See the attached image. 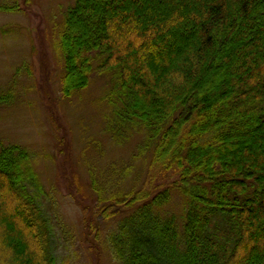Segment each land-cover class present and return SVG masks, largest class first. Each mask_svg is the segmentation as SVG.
<instances>
[{"label":"trees","instance_id":"trees-1","mask_svg":"<svg viewBox=\"0 0 264 264\" xmlns=\"http://www.w3.org/2000/svg\"><path fill=\"white\" fill-rule=\"evenodd\" d=\"M55 45L61 97L106 75V137L136 138L132 158L147 156L137 190L134 164L103 187L91 177L90 233L110 226L103 239L94 232L98 255L264 264V0H74ZM12 100L0 93V104ZM41 193L32 153L0 142V264H57Z\"/></svg>","mask_w":264,"mask_h":264},{"label":"rangeland","instance_id":"rangeland-1","mask_svg":"<svg viewBox=\"0 0 264 264\" xmlns=\"http://www.w3.org/2000/svg\"><path fill=\"white\" fill-rule=\"evenodd\" d=\"M73 1L19 0L21 11L0 10V93L13 97L0 104V142L32 153L42 184L38 201L54 231L57 264H114L107 252L99 256L93 244L94 234L103 239L110 226L90 233L98 219L92 214L97 195L91 177L103 187L113 170L134 164L137 190L147 176V156L132 158L136 138L116 146L106 137V75L95 71L86 89L61 97L63 61L55 38ZM130 180L121 188L130 189Z\"/></svg>","mask_w":264,"mask_h":264}]
</instances>
